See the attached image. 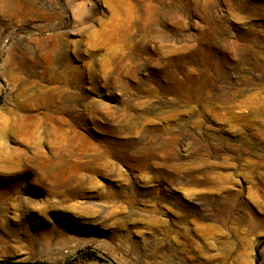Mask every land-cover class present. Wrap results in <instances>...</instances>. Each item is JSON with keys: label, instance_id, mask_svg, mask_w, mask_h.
Returning a JSON list of instances; mask_svg holds the SVG:
<instances>
[{"label": "rangeland", "instance_id": "obj_1", "mask_svg": "<svg viewBox=\"0 0 264 264\" xmlns=\"http://www.w3.org/2000/svg\"><path fill=\"white\" fill-rule=\"evenodd\" d=\"M0 151V263L264 264V0H0Z\"/></svg>", "mask_w": 264, "mask_h": 264}, {"label": "bare ground", "instance_id": "obj_2", "mask_svg": "<svg viewBox=\"0 0 264 264\" xmlns=\"http://www.w3.org/2000/svg\"><path fill=\"white\" fill-rule=\"evenodd\" d=\"M24 123H25V120L23 121ZM23 122H22V126H23ZM15 123H18V122H15ZM12 125H13V123H12ZM25 126H27V125H25ZM24 127V126H23ZM22 127V128H23ZM22 130H25V129H22ZM17 131V130H16ZM23 133V132H22ZM56 134V133H55ZM61 134V133H60ZM53 135H54V133H53ZM56 135H59V134H56ZM54 137V136H53ZM64 137V136H63ZM76 145V144H75ZM65 146V145H64ZM1 152V151H0ZM0 158H2V157H0ZM65 160V159H64ZM64 162V161H63ZM66 162V161H65ZM58 166H60V165H58ZM72 167H73V165H72ZM78 168H82V166H77ZM66 168V167H65ZM63 168H61V166L58 168V170H57V173L53 176V179L56 181V183H58V185H60V184H62L63 182H62V178H63V170H62ZM68 178V177H67ZM71 180H73V179H71ZM3 193H5V189H2L1 190V194L0 195H2Z\"/></svg>", "mask_w": 264, "mask_h": 264}, {"label": "trees", "instance_id": "obj_3", "mask_svg": "<svg viewBox=\"0 0 264 264\" xmlns=\"http://www.w3.org/2000/svg\"><path fill=\"white\" fill-rule=\"evenodd\" d=\"M263 242H264V239H263ZM258 256H259V251H258V249H257V258H258ZM98 260L101 261V262L104 261L102 258H98ZM0 264H11V263H5V262H2V263H0Z\"/></svg>", "mask_w": 264, "mask_h": 264}]
</instances>
